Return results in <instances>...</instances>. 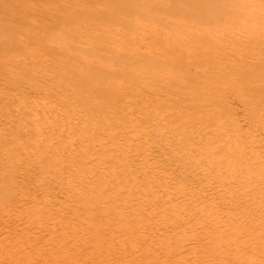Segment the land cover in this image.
<instances>
[{
	"label": "bare ground",
	"instance_id": "obj_1",
	"mask_svg": "<svg viewBox=\"0 0 264 264\" xmlns=\"http://www.w3.org/2000/svg\"><path fill=\"white\" fill-rule=\"evenodd\" d=\"M108 1L114 0H100L104 7L89 12L92 20L85 18L87 11L81 13L87 14L85 34L82 28L64 30L62 36L57 33L45 43L41 32L40 38L28 32V47L21 46V52L14 28L7 44L5 39L0 41V46L19 50L28 69L24 74L33 80L34 90L56 97L51 103L33 105L34 120L25 116L35 125L32 146L9 145L0 123V205L20 194L22 202L21 197L20 204L13 202L27 212L24 218L29 221L16 233L14 228L21 223H15V217L23 211L15 204L0 207V218L6 219L0 220V264H264V31L251 30L254 23L249 29L234 31L224 26L216 30L224 25L219 24L222 16L264 15V0L170 1L174 9L202 6L204 11L193 13L189 21L167 22L163 28L173 34L165 33L162 40L158 38L160 46L145 49L127 45L130 29V33H117L120 29L110 33L115 26L110 28L103 20L106 25H93V16L123 22L115 12L126 3L109 5ZM255 7L258 11H253ZM1 11L13 12L5 0H0ZM77 15L72 13L67 19ZM38 25L31 26L46 30ZM70 34L80 39L85 55H74L75 47L62 41ZM31 45H37L40 57L47 55L50 60L44 61L43 56L39 60ZM12 58L8 60L13 63ZM48 61L51 65H44ZM233 101L244 107L242 117L237 116ZM52 154L56 155L52 164L60 172L50 177L58 184L66 181L73 199L60 194L62 199L55 198L59 206L50 208L39 205L43 200L38 202L34 195L28 196L20 180L27 178L32 163L44 170L43 160ZM171 161L173 168H169ZM15 186L18 196L12 191ZM97 190L102 191L97 194ZM25 199L27 203L31 199L36 209L25 207ZM71 201L76 203L70 206ZM73 206L77 208L74 213L69 211ZM66 209L71 218L81 217L78 225L67 221ZM31 228L53 234L57 240L52 246L47 243L51 251H39L43 240L32 236ZM183 238L192 244H178ZM79 241L88 243V251L83 245L86 253H80ZM111 258L115 262L104 263Z\"/></svg>",
	"mask_w": 264,
	"mask_h": 264
},
{
	"label": "rangeland",
	"instance_id": "obj_2",
	"mask_svg": "<svg viewBox=\"0 0 264 264\" xmlns=\"http://www.w3.org/2000/svg\"><path fill=\"white\" fill-rule=\"evenodd\" d=\"M5 1H7V2H9V4H10V6H11V11H13L14 13L15 12H17V11H19V12H17V13H19V14H15V15H20L19 17H17V16H15L14 15V13L13 12H9V14L7 13V15H6V13H4V12H0V41L1 40H3V39H5L4 41H1V42H4L5 44H7V42L8 41H10L11 40V32H15V30H16V32L18 33V32H20V35H19V33L17 34V33H12L13 35H14V37L17 39V40H19V43L21 44L20 45V48H18L19 50L21 49V46H22V49H23V47H28V42H26L27 41V34H29L28 32H34V34H36L35 36L37 37V38H44V40H45V43H47V38L48 37H54V38H56V36H57V33H59L58 34V36L57 37H59V36H62L65 32H64V30H71V31H73V30H77L76 28H82V30H83V32H82V34H85L84 33V30H85V28H84V26H86V25H84V24H86V22H84V15H89V17H85L86 19H91L92 20V16H90V13L92 14V13H95V12H98L99 10H101L104 6L102 5V3L100 2V0H5ZM14 1H15V3H14ZM114 1H119V2H122V3H126V6L124 7V8H120V7H117V9H116V12H115V15H116V17L117 18H119V20H122L123 22H120V24L118 23V20H117V22L115 21H109V19H105V18H101V20H100V18H96L95 16H93V21H92V23H93V25L95 24V23H99V24H107V25H109V27L111 28L112 27V25L113 26H115L116 28H118V29H116L115 27H113V28H111V29H114V30H112L110 33H112L113 31H115V32H117L119 29V31L117 32V33H122V32H126V33H130V31H131V33H133V34H129V36L130 37H128V38H126V39H128L127 41V45L128 46H130L131 44V46L130 47H133L134 46V48H137V47H141V48H146V46H152V47H158V46H160L161 45V43L159 42V40H158V38L159 37H161L162 36V38L160 39V40H162L163 39V36L165 35V33L167 34L168 32H170V33H172L173 34V32L171 31V29H169L170 31H168V30H166L165 28H163V27H165L166 25H167V22L169 23L170 21H172V20H188L189 21V18L191 17L190 15H192L193 13L195 14V13H197L198 12V14H195V15H199V14H202V12L204 11V8L201 6V8H195V7H191V10L192 9H194V11L192 12L191 10H190V6L187 8L186 7V9H187V11H186V9H184V8H179V9H174V8H172L171 7V2H173L174 0H114ZM114 1H108V4L110 5V4H114L113 2ZM163 1V2H162ZM171 1V2H170ZM181 2H182V0H180ZM155 2H156V4H158V5H156L155 4ZM13 3H14V5H13ZM96 3V4H95ZM48 4V5H47ZM97 4H101V5H97ZM155 4V5H154ZM159 4H160V6H162V5H164V6H162L161 8H160V6H159ZM162 4V5H161ZM16 5H18L17 6V9H16ZM29 5V6H28ZM168 5H170V6H168ZM22 7V8H20V7ZM35 6V7H34ZM40 6V7H39ZM54 6V7H53ZM64 6H66L65 8H64ZM73 6H74V8L76 9V8H78V9H74L73 8ZM24 7V8H23ZM43 7V8H42ZM68 7H69V10H67L68 9ZM94 7H95V10H94ZM100 7H101V9H100ZM113 7V6H112ZM152 7H154L155 8V10H153V8ZM158 7V8H157ZM12 8H14V9H12ZM53 8H55V9H53ZM59 8H61V9H63V10H61V9H59ZM96 8H97V10H96ZM164 8V9H163ZM166 8V9H165ZM235 8V7H234ZM256 9H254L253 11H256L257 10V7H255ZM26 9V10H25ZM31 9V10H30ZM39 9V10H38ZM80 9V10H79ZM89 9H91V10H89ZM99 9V10H98ZM172 9V10H171ZM184 10V12H183V10ZM196 9H198L197 11H196ZM20 10H22V11H20ZM33 10V11H32ZM44 10V11H43ZM52 10V11H51ZM65 10H67V12H65ZM71 10V11H70ZM151 10V11H150ZM190 12H189V11ZM28 11V12H27ZM29 11H31L30 13H29ZM51 11V12H50ZM74 11V12H73ZM87 11V14H84V15H81V13L82 12H86ZM92 11V12H91ZM94 11V12H93ZM179 11V12H178ZM182 13H181V12ZM201 11V12H200ZM258 11V10H257ZM22 12V13H21ZM47 14V16L49 17H47V16H45V13ZM90 12V13H89ZM185 12H188V13H185ZM25 13V14H24ZM37 13V14H36ZM49 13H52V18L54 19V20H56V21H54L52 18H51V14H49ZM55 13V14H54ZM67 13V14H66ZM70 13V14H69ZM72 13H75L76 15L77 14H79V15H77L76 17H74V18H71V19H67V16L68 15H71ZM144 13V14H143ZM179 13V14H178ZM191 13V14H190ZM12 14V15H11ZM28 14V16H27V18H26V15ZM31 14V15H30ZM44 15L43 17H41L42 15ZM59 14V15H58ZM66 14V15H65ZM183 14V15H182ZM193 14V15H194ZM6 15V16H5ZM12 17H11V16ZM38 15V16H37ZM81 15V16H80ZM3 16H5V17H8L7 19L5 18V17H3ZM24 16V17H23ZM120 16V17H119ZM142 16H143V18H142ZM185 18H184V17ZM190 16V17H189ZM3 17V18H2ZM14 17H16V18H14ZM32 17V18H31ZM57 17V18H56ZM141 17V18H140ZM237 17V18H236ZM242 17V18H241ZM48 18V19H47ZM61 18V19H60ZM129 20H128V19ZM140 18V19H139ZM221 19H220V21H222V23H219V24H224L223 26H221V25H218V29L216 28V30H222L221 28L222 27H227V28H229V29H231L232 28V30H234V31H237V30H242V29H249V27H251V25H253V23H254V25L252 26L253 28H250L251 30H258V31H264V24H263V22H264V15H256V17H252V16H249V17H245L244 18V16H235V17H233L232 19H231V17H227V16H222V17H220ZM17 19V20H16ZM22 19V20H21ZM32 19V20H31ZM41 19V20H40ZM43 19V20H42ZM49 21V22H47V20ZM51 19H52V21H51ZM76 19V20H75ZM96 19H98V20H96ZM105 19V20H104ZM125 19H127L128 20V22H126L125 21ZM147 19V20H146ZM240 21H239V20ZM25 20V21H24ZM36 21L37 20V22L35 23V22H33L32 23V21ZM105 22H103V21ZM132 20V22H130ZM142 20V21H141ZM227 20V21H226ZM238 20V21H237ZM248 20H250V21H248ZM4 21H5V23H4ZM22 23V24H20V27H21V25H22V27L20 28L19 27V25H17V24H19L20 22ZM58 21L60 22V23H58ZM66 21H68V22H66ZM71 21V22H70ZM79 22V23H77V22ZM106 21H108V23L106 22ZM126 22V24H125V22ZM245 21L247 22V23H245ZM254 21V22H253ZM3 22V23H2ZM13 22V23H12ZM24 22V23H23ZM41 22V23H40ZM46 22V23H45ZM82 22V23H81ZM103 22V23H102ZM239 22V24L238 25H234V24H236V23H238ZM240 22H241V25H240ZM250 22V23H249ZM14 23H16V24H14ZM51 23L53 24V25H55V27H54V29H52L53 28V25H51ZM71 23V24H70ZM81 23V24H80ZM129 23V24H128ZM134 23H136V24H134ZM138 23V24H137ZM7 26H6V25ZM34 24H39L38 26H40L41 25V28H43V29H46V30H36L37 28H33V27H36V26H31V25H34ZM48 25V27L46 26V25ZM58 24V25H57ZM70 24V25H69ZM83 24V25H82ZM105 24V25H106ZM117 24H119L118 26H117ZM122 24H123V26H122ZM124 24H125V26H124ZM164 24V25H163ZM226 24H227V26H226ZM230 24V25H229ZM248 24H250V26L248 25ZM258 24V25H257ZM2 25H3V27H2ZM16 25V26H15ZM24 25V26H23ZM43 25V26H42ZM45 25V26H44ZM51 25V26H50ZM81 25V26H80ZM126 25H128V26H126ZM231 25H233V26H231ZM244 25V26H243ZM19 28H18V27ZM30 26V27H29ZM37 26V27H38ZM50 26V27H49ZM62 26V27H61ZM131 28H130V27ZM134 26V27H133ZM140 26V27H139ZM10 28V30H9V28ZM12 27V28H11ZM17 29H16V28ZM47 27V28H46ZM121 27V28H120ZM136 27H138V28H136ZM212 27V26H211ZM214 27V26H213ZM219 27H221L220 29H219ZM15 30H14V29ZM27 28V29H26ZM71 28V29H70ZM109 28V29H110ZM127 28V29H126ZM136 28V29H135ZM162 28V29H161ZM4 29H5V31H4ZM6 29H7V31H9V32H6ZM19 29H21V30H19ZM110 29V30H111ZM122 29V30H121ZM129 29H130V31H129ZM134 29V30H133ZM154 29V30H153ZM159 31V33H158V31ZM2 30H3V32H4V34H3V32H2ZM49 30V31H48ZM52 30V31H51ZM136 30L138 31H140L141 30V32H139L138 31V33L136 32ZM142 30H144L143 32H142ZM149 30H151V31H149ZM155 30H156V32H155ZM164 30H165V32H164ZM56 31V32H55ZM61 31V32H60ZM129 31V32H128ZM160 31H162V34H160L161 32ZM174 31V30H173ZM38 32V33H37ZM41 32V33H40ZM46 32H48V34L46 33ZM50 32H51V34H50ZM152 34H151V33ZM164 32V33H163ZM21 33H25V35L24 34H21ZM41 34V36H40V34ZM136 33H137V35H136ZM141 35H140V34ZM146 33V34H145ZM154 33V34H153ZM158 33V34H157ZM1 34H2V38H1ZM7 34H9V35H7ZM39 34V35H38ZM47 34V35H46ZM157 34V36H155ZM18 35H19V37H18ZM22 35V36H21ZM23 35H24V37H23ZM43 35H45V36H43ZM148 35V36H147ZM150 35L152 36V38L150 37ZM10 36V37H9ZM38 36H40V37H38ZM132 36H135L134 38L132 37ZM138 36V37H137ZM154 36V37H153ZM166 36V35H165ZM164 36V37H165ZM26 37V38H25ZM64 37H67V36H64ZM144 39H143V38ZM8 38V39H7ZM21 38H22V40H21ZM70 38H72V39H70ZM7 39V40H6ZM24 39V40H23ZM49 39V38H48ZM85 39V38H84ZM83 39V40H84ZM136 39H138V40H136ZM141 39L143 40L142 42H141ZM78 40H80V39H78L77 37H75L74 35L72 36L71 34L70 35H68V37L67 38H63L62 39V41H64V42H66V43H68V45L69 44H71L73 47H75L74 49H72L71 50V52L74 54V55H76V56H83V55H85V52H84V50H85V47L82 45V43L80 42V41H78ZM148 40V41H147ZM22 41V42H21ZM38 41V40H37ZM155 41V42H154ZM31 42H34V41H32L31 40ZM108 42V41H107ZM106 41H105V43H107ZM101 43H104V42H100V44ZM159 43H160V45H159ZM1 44V43H0ZM34 44H37L36 42H34ZM75 45V46H74ZM78 46V48H77V46ZM31 46H33L32 48H34V50H35V53L37 54V56L38 57H40L39 55V53H37V51H38V47H37V45L35 46V45H31ZM48 46H52V44H49ZM83 46V47H82ZM2 47H4V51L2 50L3 48ZM80 47V48H79ZM77 48V49H76ZM7 49V50H6ZM79 49V50H78ZM5 50H6V52H7V54H5V55H3L2 56V54H4L5 53ZM15 50H17V49H14V48H12V50H11V48L9 49L6 45H2V46H0V52H1V54H0V58H1V60H0V96H1V99H0V123H2V129H6V130H3V135L4 134H7L6 136L4 135L3 137H5L6 138V140L9 142V145H12L13 147L14 146H18V144L21 146L22 145V143H23V145H22V147L23 146H26V147H28V145L29 146H32L33 144V142L36 140L35 139V134H34V129H33V127H35V125L33 124L34 122H33V120L35 119V117H33L34 116V111H33V105L34 104H36L37 102L38 103H45V104H48V102L49 103H51L52 101H54L55 99H56V97H52V95H51V98H49L50 97V94H47V95H43V93H41L40 91L38 92V90L36 89V90H34L35 88L32 86L33 84H31V83H34V82H32L33 80L32 79H30L29 77H28V74H27V78H26V74H24V72L25 71H28V69L27 70H25L26 68H24V66H23V59L21 58V56L18 54V51L19 50H17V51H15ZM76 50V51H75ZM3 51V52H2ZM10 54H9V53ZM14 52H15V54H14ZM19 52H21V50L19 51ZM43 51H41L40 53H41V55L43 54L42 53ZM78 52V53H77ZM11 55H14V59H13V63H12V61H11V59L10 60H8V58H10L11 57ZM19 55V56H18ZM53 55H55V54H53ZM52 54H51V56H53ZM4 56H6V57H4ZM43 56V55H42ZM41 56V57H42ZM18 57V58H17ZM39 58V60H41L42 58L44 59V61H45V59H49L50 60V57H47V55H44L42 58ZM20 58V59H19ZM7 59V60H6ZM52 59V58H51ZM17 60L19 61L20 60V63L19 62H17ZM6 61V62H5ZM7 61H9V63H7ZM23 61V62H22ZM2 62V63H1ZM10 62L12 63V65L14 64V65H16V67H18V68H16L14 65L12 66L11 64H10ZM18 63V64H16V63ZM4 64H6V65H4ZM20 64H21V66H20ZM12 67H11V66ZM44 65H51V63L48 61V64H44ZM5 66H7V67H5ZM23 66V67H22ZM2 67V68H1ZM3 67H5V68H3ZM20 67V68H19ZM6 68H8L7 70L8 71H6ZM16 68V69H15ZM3 69V70H2ZM11 69L12 70H16L18 73H20V71H21V73L20 74H18V73H16V71L14 70V71H11ZM21 69V70H20ZM10 70V71H9ZM23 70V71H22ZM25 70V71H24ZM30 70V69H29ZM5 72H8V73H5ZM22 73H23V75H22ZM29 73V72H28ZM5 74H6V76H5ZM13 74V75H12ZM4 75V76H3ZM7 75H9V76H7ZM12 77V78H11ZM2 78V79H1ZM14 78V81H12V79ZM20 78H22V79H20ZM15 79H17V80H15ZM21 80H22V82H21ZM31 80V82H29ZM16 81H17V83H16ZM19 81V82H18ZM24 81V82H23ZM28 81V82H27ZM44 81V80H43ZM26 85H25V84ZM29 83V84H28ZM39 83H41L42 84V82L41 81H39ZM16 84H17V86H16ZM24 85V89H23V86L22 85ZM28 84V85H27ZM31 85V86H30ZM19 86V87H18ZM21 86V87H20ZM25 86H27V87H25ZM12 87H13V89L14 90H11L12 89ZM17 87L20 89V90H18L17 89ZM25 88H26V90H25ZM29 88V89H28ZM33 89V90H31V89ZM30 91H28V90ZM21 90L22 91H24L23 93H19V92H21ZM15 91V92H14ZM26 91H27V93H26ZM12 92V93H11ZM33 92H34V94H33ZM37 92V93H36ZM16 93V94H15ZM35 93H36V95H35ZM39 93H41V94H39ZM13 94H15V95H13ZM22 97H20L19 95ZM26 96H25V95ZM13 95V96H12ZM25 96L26 97V99L23 101V99L25 98V97H23V96ZM28 95V96H27ZM42 95V96H41ZM6 97L5 99H4V97ZM31 96H33V97H31ZM35 96H36V99H35ZM39 96V97H38ZM45 96H47V97H45ZM2 97H3V100H2ZM11 97V98H10ZM14 99H13V98ZM16 97V98H15ZM29 97V98H28ZM40 97H41V99H40ZM44 97V98H43ZM16 99H17V101H16ZM42 99H43V101H42ZM48 99V100H47ZM53 99V100H52ZM7 100V101H6ZM10 100H12V101H10ZM18 100H20V101H18ZM35 100V101H34ZM40 102H39V101ZM44 100H47V101H44ZM14 101H15V103L16 104H19V103H21V105H22V107H21V105H17L16 107L17 108H15V103H14ZM25 102V103H23V102ZM26 101L28 102V103H26ZM31 101V102H30ZM32 101H33V104H32ZM42 101V102H41ZM7 102V103H6ZM18 102V103H17ZM233 103V106L234 107H236V110L238 111L237 113V116H243L244 115V107L242 106V105H240L239 103H237L236 101H233L232 102ZM25 104V105H24ZM31 104H32V106H31ZM238 104V105H237ZM12 105H13V107H12ZM26 105H30L29 106V108H28V106H26ZM25 107V108H24ZM26 107H27V109H29V110H27L26 109ZM7 108V109H6ZM19 108V109H18ZM9 109V110H8ZM32 109V110H31ZM17 110V111H16ZM20 110V111H19ZM68 110H69V108H68ZM16 111V112H15ZM3 112V113H2ZM242 112H244V113H242ZM16 113V114H15ZM1 114H3V115H1ZM31 115V116H30ZM24 116V117H23ZM25 116H30L31 117V119H33L32 120V124L30 123L31 122V120H29L30 119V117H25ZM239 116V117H240ZM15 117H17V118H15ZM3 118V119H2ZM5 118V119H4ZM11 118V119H10ZM23 118V119H22ZM13 119H15V120H13ZM27 119V120H26ZM85 119V118H84ZM4 120H5V122H4ZM10 120H13V121H10ZM21 120H24V121H21ZM26 121V122H25ZM86 121V120H85ZM12 122V123H11ZM28 122V123H27ZM25 123V124H24ZM4 124V125H3ZM6 124H8V125H6ZM13 127L12 129H11V127ZM33 126V127H32ZM30 127V129L28 130V128ZM10 128V129H9ZM23 128V129H22ZM23 130V131H21V130ZM12 130V131H11ZM15 130V131H14ZM17 130H19V131H17ZM25 130V131H24ZM32 130V131H31ZM6 131H8V133L6 132ZM11 131V132H10ZM10 133H12V134H10ZM22 134H23V136H22ZM8 136V137H7ZM22 137V138H21ZM19 138V139H18ZM32 138V139H31ZM37 138V137H36ZM15 139H17V140H15ZM22 142H21V141ZM30 140V141H29ZM13 141V144H11V142ZM26 141V142H25ZM28 141V142H27ZM18 143V144H17ZM34 143H36V141L34 142ZM19 146V147H20ZM157 148V147H156ZM158 150H160L159 149V147L157 148ZM163 150H164V148H163ZM165 151V150H164ZM52 156L53 157H55L56 155L54 154H52L51 155V157H49L48 156V158L46 159V158H44V160H43V166L45 167L44 168V170H39L38 168H36L37 167V163H32V165H31V169L29 168V170H28V175H26V177L27 178H25L26 180H27V184H26V180L25 179H21L20 180V182H23L22 183V187H24V189L26 190V193L28 194V196H33V197H35L37 200H38V202L39 201H41V200H43V202L41 201V202H39V205H42L43 203V205H45L46 207L48 206H50V208L52 207L53 208V206L54 207H57V206H59V204L57 203H55V198H58L59 197V199H62L63 198V195H64V193H65V195L67 194L68 196H69V199L71 200V199H73V198H71V196H70V190H71V187H67L68 186V183L66 182V181H64V182H61V183H57V182H54L53 180H52V177L53 176H55V174L57 175V174H59V172L60 171H57L58 169L55 167V166H53V164H52ZM49 158H50V160H49ZM45 160H47V162L45 161ZM46 164H45V163ZM51 162V163H50ZM34 165V166H33ZM47 166V167H46ZM171 166V167H170ZM173 163H172V161H171V163H170V165H169V168H173ZM35 167V168H34ZM52 167V169H50ZM33 168L35 169V170H33ZM47 168V169H46ZM50 170H49V169ZM30 170H32V171H30ZM46 170V171H45ZM47 170H48V172H49V174H51V175H48V172H47ZM51 170H52V172L54 173H52L51 172ZM56 170V171H55ZM30 171V172H29ZM34 171V172H33ZM37 171V172H36ZM33 172V173H32ZM57 172V173H56ZM31 174H33V176L31 175ZM45 174V175H44ZM46 176V177H45ZM50 176H52V177H50ZM33 177V178H32ZM39 177V178H38ZM50 177V178H49ZM44 178V179H43ZM20 179V178H19ZM25 180V181H24ZM29 181H30V183H29ZM52 181V182H51ZM31 182H32V184H31ZM37 182V183H36ZM50 182V183H49ZM36 183V184H35ZM42 183V184H41ZM56 183V184H55ZM24 184V185H23ZM35 184V185H34ZM27 185H29V187L27 186ZM40 185H41V187H40ZM44 185H47V187L49 186H52V188L50 187H46V186H44ZM66 185V186H65ZM27 187V189H26V187ZM55 186V187H54ZM64 186H65V188H64ZM16 187V186H15ZM56 187H59L58 189L56 188ZM33 188V189H35V191H33V189L31 190V189ZM37 188V189H36ZM61 188V189H60ZM16 189H18V187H16V188H12V191L15 193V196H18V194H19V191L18 190H16ZM31 190V192H29L30 190ZM40 189H44L43 190V192L40 190ZM54 189H56L55 191H52V190H54ZM65 189V190H64ZM69 189V190H68ZM37 190V191H36ZM60 190H61V192H60ZM62 191H64V192H62ZM100 191H102V190H97V194H100L101 192ZM99 192V193H98ZM35 193V194H34ZM40 193V194H39ZM42 193V194H41ZM53 193H54V199L52 198V196H53ZM17 194V195H16ZM29 194H31V195H29ZM37 194V195H36ZM57 194V195H56ZM60 194H63V195H60ZM38 195H41L40 196V199H39V196ZM49 196L50 197V199H49V197H46V196ZM51 195V196H50ZM64 195V196H65ZM66 195V197L68 198V196ZM27 196V195H26ZM25 196V197H26ZM38 196V197H37ZM55 196H57V197H55ZM62 196V197H61ZM21 196H20V194H19V198H20ZM43 197H45V198H43ZM66 197H64V198H66ZM19 198L18 197H15V200H12L11 202H7V203H9L10 205H12V207H14V204L16 205L17 203L18 204H20L21 202H22V197L20 198V200H21V202L19 201ZM32 198V197H31ZM42 198V199H41ZM46 199H48V200H46ZM53 199V200H52ZM58 199V200H59ZM31 199H29L28 200V203L29 202H33V201H30ZM47 201V204H46V201ZM13 201H16V202H13ZM51 201H53L52 203H51ZM12 202H13V204H12ZM24 205H25V207H29V209H32V207L34 208L35 206H32L34 203H32V204H28L27 203V199H25L24 201ZM27 204H26V203ZM72 202V201H71ZM48 203H50V205L48 204ZM74 203H76L75 201L74 202H72L71 204H70V206L72 205V204H74ZM9 204H2V205H0V207L2 208V207H4L5 205H8L9 206ZM28 205V206H27ZM53 205V206H52ZM16 207H18V208H20L19 207V205L17 206L16 205ZM63 207H66V206H63ZM1 208H0V210H1ZM73 209L71 210V208H70V210L69 211H71L72 213H74L75 212V210L77 209L75 206H73L72 207ZM21 209V212L23 211V209L22 208H20ZM34 209H36V208H34ZM67 210V209H66ZM65 210V211H66ZM64 212V211H63ZM62 212V213H63ZM67 212V213H66ZM66 212H64L63 214H64V217L66 216V219H67V221L70 219V220H73L72 221V223L71 224H74V225H78L79 223H78V221L81 219V217L79 216V217H75V218H71V216H72V214H71V212L69 213L68 212V210L66 211ZM22 213H24V214H21V216H22V218H21V216L20 215H17V217H15L16 218V222L15 223H17V222H19V223H21L17 228H16V230H15V228H14V232H16V233H18L19 232V230L20 229H18V228H21L22 227V225H24L25 227H27L28 226V224H29V221L28 220H26L24 217H25V214L27 213V212H25V211H23ZM67 214H70V215H67ZM21 219H20V218ZM5 218V216L3 215V216H1V218H0V220H2V221H4L5 222V220L6 219H3ZM78 219V220H77ZM18 220V221H17ZM21 220V221H20ZM24 220V221H23ZM69 220V221H70ZM75 220H77V222H75ZM82 220V219H81ZM24 223H23V222ZM4 222H2V223H4ZM71 222V221H70ZM0 223H1V221H0ZM34 230V231H32V230ZM30 229V231H32L31 232V235L32 236H34V234H35V236H40L41 237V239L43 240V245H44V247L42 248H40L39 249V251L41 250V252L43 251V249H45V251L46 252H48V251H51V247H49V245H51L52 246V244L51 243H55V240H57V239H55L54 238V236H53V234H51V233H49L48 231L46 232L47 234H45V231H43V230H41V231H39L38 229L35 231V229L34 228H31ZM44 233H43V232ZM16 233H13L12 232V235H14V234H16ZM41 233V234H40ZM37 234V235H36ZM42 234H43V237H42ZM48 238H47V237ZM44 237H45V239H44ZM51 239H53V240H51ZM88 241L87 242H89L90 240L89 239H91V238H89V237H87L86 238ZM186 238H183V240H179L178 242H180V243H178V244H184V245H186L187 244V246H190L189 245V243H190V240L189 239H187V240H185ZM48 240V241H47ZM184 240H185V242H184ZM46 241V242H45ZM53 241V242H52ZM183 242V243H182ZM188 242V243H187ZM49 245H48V244ZM80 243V244H79ZM79 243L77 242V247L80 249H78L79 251H80V253H86V251H88V249H87V244L88 243H86V241H83V242H80L79 241ZM84 243V244H83ZM20 244H22V242L20 243ZM47 244V245H46ZM79 244V245H78ZM190 244H192V242L190 243ZM86 247V251H85V247ZM45 246H47V247H45ZM48 250V251H47ZM44 251V253H46ZM111 260H115L114 258H111V259H108V260H105V261H107V262H104V263H109V261H111ZM189 260V259H188ZM187 260V261H188ZM115 262V261H114ZM110 263H113V262H110ZM7 264V263H6ZM38 264H41V263H38Z\"/></svg>",
	"mask_w": 264,
	"mask_h": 264
}]
</instances>
